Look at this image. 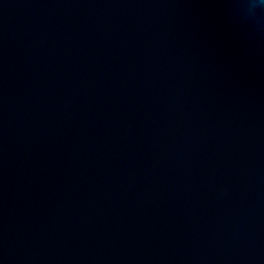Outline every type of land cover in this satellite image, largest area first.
I'll use <instances>...</instances> for the list:
<instances>
[{
    "label": "water",
    "instance_id": "1",
    "mask_svg": "<svg viewBox=\"0 0 264 264\" xmlns=\"http://www.w3.org/2000/svg\"><path fill=\"white\" fill-rule=\"evenodd\" d=\"M0 264H264V6L0 0Z\"/></svg>",
    "mask_w": 264,
    "mask_h": 264
},
{
    "label": "clouds",
    "instance_id": "2",
    "mask_svg": "<svg viewBox=\"0 0 264 264\" xmlns=\"http://www.w3.org/2000/svg\"><path fill=\"white\" fill-rule=\"evenodd\" d=\"M250 2V8L251 9H256L259 6H264V0H249Z\"/></svg>",
    "mask_w": 264,
    "mask_h": 264
}]
</instances>
